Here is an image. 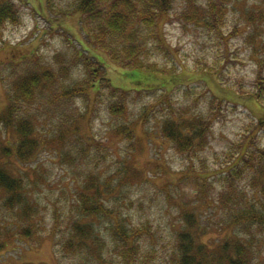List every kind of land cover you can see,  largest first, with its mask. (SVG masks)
Listing matches in <instances>:
<instances>
[{
    "label": "rangeland",
    "instance_id": "obj_1",
    "mask_svg": "<svg viewBox=\"0 0 264 264\" xmlns=\"http://www.w3.org/2000/svg\"><path fill=\"white\" fill-rule=\"evenodd\" d=\"M12 1L19 20L0 24V168L24 180L32 210L26 216L22 204H6L0 187V264H133L117 226L130 232L135 264H177L189 214L198 240L217 247L247 239L256 245L254 264H264V224L248 216L264 210V189L251 168L236 174L239 155L264 146L257 126L264 120L257 96L264 93V0H221L218 26L186 17L187 0H174L156 27L130 13L126 33L142 35L133 40L144 46L145 62L167 69L159 76L128 70L94 45L84 14L73 11L76 0ZM208 1L197 3L206 9ZM158 31L162 44L151 35ZM112 39L120 42L122 33ZM91 67L119 88L93 82ZM31 74L36 85L24 86ZM115 101L123 113L111 108ZM212 114L203 145L181 150L162 133L168 117ZM22 118L40 142L28 161L15 155ZM8 146L11 155L3 152ZM92 179L103 216L82 211L80 193L96 191L86 187ZM237 213L245 222L233 223ZM75 221L92 224L93 233L81 239Z\"/></svg>",
    "mask_w": 264,
    "mask_h": 264
},
{
    "label": "trees",
    "instance_id": "obj_2",
    "mask_svg": "<svg viewBox=\"0 0 264 264\" xmlns=\"http://www.w3.org/2000/svg\"><path fill=\"white\" fill-rule=\"evenodd\" d=\"M173 1L174 0H76L73 11H80L84 14V23L94 36L92 38L94 45L99 42L100 47L109 50L108 54L120 66L131 71L152 70V75L159 76L158 73L162 75L167 74V69L159 64L145 62L141 58V55L144 54V46H142L139 41L136 42L133 40L140 38L142 35L136 33V31H134V33L128 32L127 34L126 29L133 23L130 13L142 19L141 22L137 21L136 23L140 25L145 24L147 27H156L162 15L168 13ZM222 1L209 0L205 9L197 3V0H187V6L191 12L186 14V17L189 15L191 16V21L203 20L205 25L218 26L220 23H217V21L222 20L223 15V8L220 4ZM19 18L20 12L14 1L0 0L1 25L7 20L17 22ZM117 32L122 33L121 41L116 42L114 39L111 41V34ZM151 35H153L155 39L157 37L161 44L163 43L159 31L153 32ZM91 71L95 75V80L93 82L102 78L106 79L98 67H91ZM22 80L21 83L24 86L27 82L36 85L35 81L38 80L37 74L36 76L31 74L30 76L23 77ZM136 80L142 81L143 79ZM92 85L93 84H91L90 87ZM106 85L112 89L119 88L113 86L109 79H106ZM100 86L102 87L103 85L100 84ZM257 96L260 101L264 102V93L259 92ZM111 108L117 113H123L125 106L123 102L115 101ZM213 118L214 114L208 119L204 117H168L164 120L162 125V133L165 137L175 141L179 149H190L196 144H205L206 131L207 129L209 130L212 125ZM208 121H211V123H208ZM257 126L264 127V120L261 119ZM15 127L21 139H19L20 141L16 147L15 155L22 161L31 160L40 143L39 139L33 136L35 130L34 126L28 118H22L18 120ZM13 150L14 148L8 146V148H4L3 152L11 155L14 152ZM237 161V165H240L236 174H242L243 170L251 168L257 175L259 183L262 184V189H264V146L254 145L249 147L239 155ZM0 187L5 188L9 193L6 204L10 205L12 208L17 204H22L25 215L31 212L32 207L23 193L25 184L22 178L13 176L4 168H0ZM86 187L96 188V191L93 195H89L85 190L80 193L84 215L103 216L104 213L107 214L105 204L100 200L103 196L100 193L101 189L99 190L100 187L97 186L94 179H92L90 185H86ZM109 190L106 192H110ZM248 216L253 217L252 221H257L256 218H258V221L261 223L260 226H263L264 210H260L259 215H255L251 212ZM242 218L245 219V216L239 215V213L236 215L234 214L233 223L236 224L241 222L243 220ZM186 220L189 225L178 232L179 254L177 256L178 258L174 260L177 264H254L253 260L256 255L255 243L251 241L248 243L247 239L242 240L240 237H236L233 240L224 241L217 247L210 246L208 243L198 240L197 218H195V215H187ZM243 221L245 222V220ZM252 221L250 220V222ZM72 229L78 237L84 240L94 231L92 224L79 221H75L72 224ZM117 229L120 230L118 235L123 242V248L125 249L124 255L128 259L127 262L135 264V259H133L132 256L134 253L132 248L134 242L131 243L128 239L130 237V232L124 228L120 229V226H117ZM31 233V225L21 230V234L24 236H30ZM84 240L79 244L84 243ZM71 244H74L73 239L67 241L65 246H71Z\"/></svg>",
    "mask_w": 264,
    "mask_h": 264
}]
</instances>
